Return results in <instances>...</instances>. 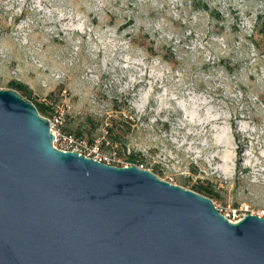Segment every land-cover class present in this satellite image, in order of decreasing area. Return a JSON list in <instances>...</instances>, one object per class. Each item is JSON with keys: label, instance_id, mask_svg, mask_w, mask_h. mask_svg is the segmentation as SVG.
<instances>
[{"label": "rangeland", "instance_id": "obj_1", "mask_svg": "<svg viewBox=\"0 0 264 264\" xmlns=\"http://www.w3.org/2000/svg\"><path fill=\"white\" fill-rule=\"evenodd\" d=\"M0 89L91 157L264 217V0H0Z\"/></svg>", "mask_w": 264, "mask_h": 264}, {"label": "water", "instance_id": "obj_2", "mask_svg": "<svg viewBox=\"0 0 264 264\" xmlns=\"http://www.w3.org/2000/svg\"><path fill=\"white\" fill-rule=\"evenodd\" d=\"M49 118L0 89V264H264V217L137 165L55 146Z\"/></svg>", "mask_w": 264, "mask_h": 264}, {"label": "built area", "instance_id": "obj_3", "mask_svg": "<svg viewBox=\"0 0 264 264\" xmlns=\"http://www.w3.org/2000/svg\"><path fill=\"white\" fill-rule=\"evenodd\" d=\"M50 121H51L52 131L55 134L54 144H55L56 147L60 148L59 147V141H61L65 145V150H76V151H79L80 153H83V154H85L87 156H90V153L88 151L91 150V147L89 146V144H88V142L86 140H84L82 138H79V137H76V136H74L72 134H63V135L60 134V136H59L58 129L55 127L56 126V122L54 123L52 120H50ZM61 149H63V148H61ZM93 150L96 153H98V149L97 148H94ZM93 158H95V159H97L99 161L106 162L104 157H102L100 155L96 156V157H93ZM106 163H109V162H106ZM110 164H112V163H110Z\"/></svg>", "mask_w": 264, "mask_h": 264}, {"label": "trees", "instance_id": "obj_4", "mask_svg": "<svg viewBox=\"0 0 264 264\" xmlns=\"http://www.w3.org/2000/svg\"><path fill=\"white\" fill-rule=\"evenodd\" d=\"M16 86H17V88L18 89H21V90H23L24 92H27L26 91V88H25V86L23 85V84H20V83H17L16 84ZM30 94V93H29ZM29 96H31V95H29ZM37 106V108L39 109V111H40V113L43 111L42 110V108H40L38 105H36ZM60 145L61 146H59L60 148H63V149H65V145L63 144V143H60ZM133 160V159H132ZM131 164H133V163H131ZM198 189H197V192L199 191V193L201 192V191H204V188H202V187H197ZM205 192H207V194L206 195H209V196H211L213 193H212V191H210V190H205Z\"/></svg>", "mask_w": 264, "mask_h": 264}]
</instances>
